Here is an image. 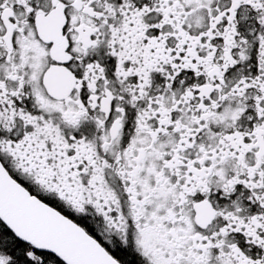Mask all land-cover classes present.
Instances as JSON below:
<instances>
[{"label":"snow or ice","instance_id":"snow-or-ice-1","mask_svg":"<svg viewBox=\"0 0 264 264\" xmlns=\"http://www.w3.org/2000/svg\"><path fill=\"white\" fill-rule=\"evenodd\" d=\"M0 264H264V0H0Z\"/></svg>","mask_w":264,"mask_h":264}]
</instances>
